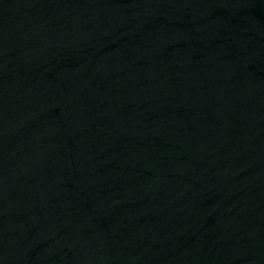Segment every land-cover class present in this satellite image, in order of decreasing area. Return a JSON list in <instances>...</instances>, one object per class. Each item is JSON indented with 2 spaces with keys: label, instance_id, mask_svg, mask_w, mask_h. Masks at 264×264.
Wrapping results in <instances>:
<instances>
[{
  "label": "water",
  "instance_id": "obj_1",
  "mask_svg": "<svg viewBox=\"0 0 264 264\" xmlns=\"http://www.w3.org/2000/svg\"><path fill=\"white\" fill-rule=\"evenodd\" d=\"M0 264H264V0H0Z\"/></svg>",
  "mask_w": 264,
  "mask_h": 264
}]
</instances>
